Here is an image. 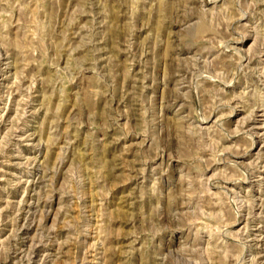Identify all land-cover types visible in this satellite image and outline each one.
Instances as JSON below:
<instances>
[{
  "label": "rangeland",
  "instance_id": "rangeland-1",
  "mask_svg": "<svg viewBox=\"0 0 264 264\" xmlns=\"http://www.w3.org/2000/svg\"><path fill=\"white\" fill-rule=\"evenodd\" d=\"M0 264H264V0H0Z\"/></svg>",
  "mask_w": 264,
  "mask_h": 264
},
{
  "label": "bare ground",
  "instance_id": "bare-ground-1",
  "mask_svg": "<svg viewBox=\"0 0 264 264\" xmlns=\"http://www.w3.org/2000/svg\"><path fill=\"white\" fill-rule=\"evenodd\" d=\"M254 121V120H253ZM253 126V125H252Z\"/></svg>",
  "mask_w": 264,
  "mask_h": 264
}]
</instances>
